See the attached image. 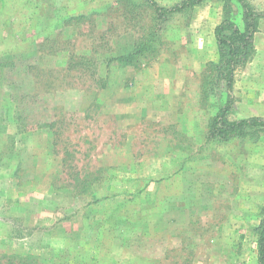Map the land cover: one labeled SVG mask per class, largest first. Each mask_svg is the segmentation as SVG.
<instances>
[{"label": "rangeland", "instance_id": "rangeland-1", "mask_svg": "<svg viewBox=\"0 0 264 264\" xmlns=\"http://www.w3.org/2000/svg\"><path fill=\"white\" fill-rule=\"evenodd\" d=\"M245 2L229 118L264 119ZM226 11L242 25L235 1L0 0V264H256L264 129L210 137L226 97L202 95Z\"/></svg>", "mask_w": 264, "mask_h": 264}, {"label": "trees", "instance_id": "trees-1", "mask_svg": "<svg viewBox=\"0 0 264 264\" xmlns=\"http://www.w3.org/2000/svg\"><path fill=\"white\" fill-rule=\"evenodd\" d=\"M203 0H181L170 6H161L155 0H145L159 15L171 14L183 9L192 8ZM235 1L240 4L242 25L225 13L223 20L215 26L214 36L217 45L218 59L210 62L202 75V95L214 92L226 97L217 105L208 128L210 137L228 140L235 136H243L249 132L264 129V119L248 117L229 118V108L233 102L232 82L236 67L243 64L253 51V36L258 25V13L245 0ZM151 35V34H150ZM140 51L133 49L127 53L113 57L118 62L128 64ZM221 89V91H220ZM256 237V264H264V207L261 209L259 223L254 227Z\"/></svg>", "mask_w": 264, "mask_h": 264}]
</instances>
